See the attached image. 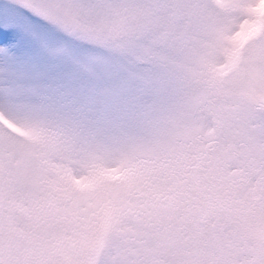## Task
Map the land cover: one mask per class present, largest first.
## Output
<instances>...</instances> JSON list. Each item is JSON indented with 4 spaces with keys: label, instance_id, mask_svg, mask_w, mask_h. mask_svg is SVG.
Masks as SVG:
<instances>
[{
    "label": "snow or ice",
    "instance_id": "snow-or-ice-1",
    "mask_svg": "<svg viewBox=\"0 0 264 264\" xmlns=\"http://www.w3.org/2000/svg\"><path fill=\"white\" fill-rule=\"evenodd\" d=\"M0 264H264V0H0Z\"/></svg>",
    "mask_w": 264,
    "mask_h": 264
}]
</instances>
